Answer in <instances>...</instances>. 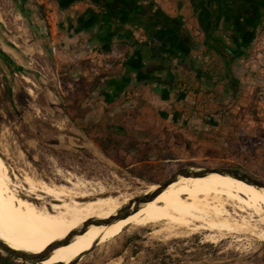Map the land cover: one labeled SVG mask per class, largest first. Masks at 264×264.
I'll return each instance as SVG.
<instances>
[{"label": "rangeland", "instance_id": "1", "mask_svg": "<svg viewBox=\"0 0 264 264\" xmlns=\"http://www.w3.org/2000/svg\"><path fill=\"white\" fill-rule=\"evenodd\" d=\"M36 1L0 0V155L20 180L22 170L58 181V173L70 172L136 199L184 168L237 170L264 183L259 86L237 88L211 122L212 130L161 117L137 122L132 114L106 126L88 123L76 104L84 89L72 86L71 71L51 44L48 9L44 24ZM152 231L126 230L65 264H264V241L253 236L214 244L204 242V235L166 241ZM14 258L16 264H36Z\"/></svg>", "mask_w": 264, "mask_h": 264}, {"label": "crops", "instance_id": "2", "mask_svg": "<svg viewBox=\"0 0 264 264\" xmlns=\"http://www.w3.org/2000/svg\"><path fill=\"white\" fill-rule=\"evenodd\" d=\"M36 3L48 9L51 44L72 86L84 89L76 104L88 123L106 126L132 114L137 122L161 117L212 130L237 88L264 93V47L256 48L264 0ZM95 49L106 54L96 69L89 61Z\"/></svg>", "mask_w": 264, "mask_h": 264}, {"label": "bare ground", "instance_id": "3", "mask_svg": "<svg viewBox=\"0 0 264 264\" xmlns=\"http://www.w3.org/2000/svg\"><path fill=\"white\" fill-rule=\"evenodd\" d=\"M22 172L20 180L0 155V240L40 264L74 262L135 229L152 228L166 241L195 235L214 244L230 237L264 241V190L230 175L180 177L154 197L160 186L152 184L136 199L75 173H58V181Z\"/></svg>", "mask_w": 264, "mask_h": 264}, {"label": "water", "instance_id": "4", "mask_svg": "<svg viewBox=\"0 0 264 264\" xmlns=\"http://www.w3.org/2000/svg\"><path fill=\"white\" fill-rule=\"evenodd\" d=\"M108 50V48H106ZM212 173H219L222 175H230L233 177H236L238 179H241L242 181L257 187L258 189H263L264 190V183L251 178L250 176L237 171V170H230V169H207V170H199V169H180L178 171H176L175 173H173L162 185H159V189H157V191H155L152 196H156L157 194H159L160 192L164 191L170 184H172L173 182H175L176 180H178L180 177H198V176H207L210 175ZM142 198V197H138ZM0 248L3 249L4 251L8 252L9 254L13 255L14 257L20 258V259H24L26 261L32 262V263H39V259L37 257H34L32 255L29 254H24L22 252L16 251L14 249H12L10 246H8L6 243H4L3 241L0 240Z\"/></svg>", "mask_w": 264, "mask_h": 264}, {"label": "built area", "instance_id": "5", "mask_svg": "<svg viewBox=\"0 0 264 264\" xmlns=\"http://www.w3.org/2000/svg\"><path fill=\"white\" fill-rule=\"evenodd\" d=\"M256 47L258 48V50L264 47V37H261L256 41ZM105 60H106V54L104 51L100 49H95L90 53L89 61L94 69L103 65ZM185 90L186 89H184V91ZM126 96L130 98L129 93H127Z\"/></svg>", "mask_w": 264, "mask_h": 264}, {"label": "trees", "instance_id": "6", "mask_svg": "<svg viewBox=\"0 0 264 264\" xmlns=\"http://www.w3.org/2000/svg\"><path fill=\"white\" fill-rule=\"evenodd\" d=\"M33 7L36 9V13L42 18L44 24L46 23L45 21V15H44V7L41 5H38L37 3H33ZM3 250L2 253H0V264H16L15 260L16 258L13 257V255L9 254L8 252L7 255L3 254Z\"/></svg>", "mask_w": 264, "mask_h": 264}]
</instances>
